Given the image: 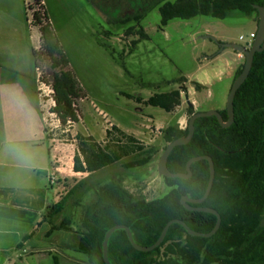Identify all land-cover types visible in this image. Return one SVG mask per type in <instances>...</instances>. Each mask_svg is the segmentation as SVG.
Instances as JSON below:
<instances>
[{"label": "rangeland", "instance_id": "obj_1", "mask_svg": "<svg viewBox=\"0 0 264 264\" xmlns=\"http://www.w3.org/2000/svg\"><path fill=\"white\" fill-rule=\"evenodd\" d=\"M42 1L53 42L59 47L63 71L76 81L81 96L77 101L81 120L63 126L53 112L56 101L52 82L60 68L55 67V60L43 46L39 28L31 24L33 11L28 6L36 8V0H0V68L18 72V78L12 73L11 79L24 88L30 101L32 113L28 109L25 115L30 134L41 137L45 127L48 138L58 146L57 164L66 169L77 151L78 133L94 136L105 145L108 130H112L110 143L120 137L113 129L117 126L144 146L159 150L147 166L124 169L117 163L89 177L69 199L64 212L54 219L58 226L65 221V229L46 235L51 225L44 224L16 262L54 264L56 256L59 264H89L87 255L79 252L77 246L87 206L95 199L94 188L122 180L136 199L146 200L162 198L171 191L158 170L167 146L163 130L174 124L188 128L196 112L226 109L235 75L246 59L231 48L220 52L221 44L246 46L251 33H257L258 19L235 10L225 19L199 15L189 20L173 19L163 26L157 5L141 21L146 33L141 38L138 31L127 35L136 22H110L108 12L98 8L94 0ZM96 1L113 6L110 11L122 4L120 0ZM130 9L124 5L119 13L124 15ZM34 50L39 54L37 59ZM198 84L202 85L197 88ZM185 88L194 108L185 97ZM174 89L182 95V103L174 111L169 113L146 104L151 96ZM87 176L61 180L66 187L62 197ZM49 188L53 194L54 190Z\"/></svg>", "mask_w": 264, "mask_h": 264}, {"label": "trees", "instance_id": "obj_2", "mask_svg": "<svg viewBox=\"0 0 264 264\" xmlns=\"http://www.w3.org/2000/svg\"><path fill=\"white\" fill-rule=\"evenodd\" d=\"M94 1L111 15L110 22H136L127 35L138 31L141 38L146 37L141 21L157 5H160L163 26L173 19L189 20L199 15L225 19L235 10L258 19L255 5H264V0H120L122 4L114 7L117 10L110 11L113 6ZM35 5L36 8L28 6L33 11L31 24L39 28L43 46L55 60V67L60 68L52 82L56 101L53 112L63 126L79 123L81 115L77 101L81 96L77 92L76 81L63 71L59 47L53 42L43 1L36 0ZM124 5L130 6L135 13L120 15L119 9ZM38 55L34 50L35 59ZM244 65L237 71L235 79ZM201 85L198 84L197 88ZM181 103L182 95L178 89L155 94L146 101L147 105L169 113ZM234 108L235 121L228 128L222 127L216 116L197 119L191 142L175 147L168 159V168L172 172L185 173L191 158L201 155L213 158L216 175L210 196L202 204L192 205L219 211L222 216L219 230L206 238L191 235L184 226L173 224L161 246L142 252L133 246L127 231L120 229L109 241L112 264H264V51L255 54L249 77L236 94ZM220 112L227 121V109ZM113 129L120 137L110 143L112 130H108L105 145L94 136L76 135L74 171L88 176L73 186L58 203L47 208L43 217V221L51 225L47 235L65 229V221L58 226L54 219L64 212L69 199L89 177L117 163H121L124 169H133L147 166L155 159L159 152L156 147L144 146L117 126ZM163 134L168 145L186 136L188 128L182 129L174 124L164 129ZM192 172L189 179L164 177L171 191L154 200L136 199L124 187L122 180H111L94 188L95 199L87 206L77 250L87 255L89 264H106L103 256L105 235L119 224L129 226L135 241L142 246L153 245L166 224L173 219L184 220L195 231L211 232L217 223L216 215L188 210L181 203L183 196L197 199L207 190L209 162H195ZM53 259L54 264H59L58 257Z\"/></svg>", "mask_w": 264, "mask_h": 264}, {"label": "crops", "instance_id": "obj_3", "mask_svg": "<svg viewBox=\"0 0 264 264\" xmlns=\"http://www.w3.org/2000/svg\"><path fill=\"white\" fill-rule=\"evenodd\" d=\"M12 73L18 78L17 71L0 68V264H16L35 232L49 223L43 217L62 198L61 180L85 175L74 171V155L67 169L57 164L58 146L45 127L41 137L30 134L25 115L31 104ZM53 173L59 181L49 186Z\"/></svg>", "mask_w": 264, "mask_h": 264}, {"label": "water", "instance_id": "obj_4", "mask_svg": "<svg viewBox=\"0 0 264 264\" xmlns=\"http://www.w3.org/2000/svg\"><path fill=\"white\" fill-rule=\"evenodd\" d=\"M255 8L259 12V14H258L259 24H258L257 36H256L253 44L251 45V47L247 48L246 46H244L242 44H238V43H222L221 48H220V52H222L226 48H231L234 51L239 52L242 55H244L245 59H246L243 71L234 80V83L232 85V88H231L229 96H228L227 107H226L227 114H228V120L225 121L221 112L217 111V110H208V111L196 112L189 120L188 134L184 137L178 138V139L174 140L173 142L169 143L167 145V147L165 148V150H164V152H163V154L159 160V164H158L159 175L161 177L189 179L193 175L192 165L195 162H198L201 160H207L209 162L210 180H209V184H208V187H207L205 194L201 198H197V199L190 198L189 196H183L181 199V203L188 210L202 211V212H207V213H211V214L216 215L217 216V223H216L215 228L209 233H202V232H198V231L191 229L190 226L184 220L173 219L166 224V226L163 229L159 239L153 245L142 246L135 241L132 230L129 226L122 225V224L115 225L111 229L108 230V232L105 235L104 242H103V256H104V260H105L106 264H112L110 257H109V241H110L112 235L117 230H120V229H124L127 231L129 240L131 241L133 246L137 250L142 251V252H150V251L155 250L159 246H161L162 243L164 242L167 234H168L170 227L173 224H180V225L184 226L185 229L191 235L199 236V237H206V238L213 236L219 230L221 223H222V216L219 213V211H217L216 209L211 208V207H201V206H193L192 205V204H202L210 196V193H211L212 188H213L214 180H215V175H216L215 163H214L213 158L209 155H201V156L191 158L187 163V167H186L187 172H185V173H183V172H172L168 168V159H169V156L175 147L181 146V145H187L191 142V140L193 139V137L195 135V130H196L195 123H196L197 119L203 118V117L216 116L219 120V123L224 128H228L234 123V121H235L234 102H235L236 94H237L238 90L240 89V87L245 83V81L249 77V74H250L252 67H253L255 54L257 52H263L264 51V5H255ZM206 37H210V36H206ZM185 93H186L185 97H186L190 107L194 108L195 107L194 104L189 101V91L186 88H185Z\"/></svg>", "mask_w": 264, "mask_h": 264}, {"label": "built area", "instance_id": "obj_5", "mask_svg": "<svg viewBox=\"0 0 264 264\" xmlns=\"http://www.w3.org/2000/svg\"><path fill=\"white\" fill-rule=\"evenodd\" d=\"M256 38V33H251L250 39L247 41L246 47L249 48L254 42V39ZM241 39H244V37H241ZM50 183L52 185H55L58 183L59 179L57 177L56 173H53L52 175L49 176Z\"/></svg>", "mask_w": 264, "mask_h": 264}, {"label": "flooded vegetation", "instance_id": "obj_6", "mask_svg": "<svg viewBox=\"0 0 264 264\" xmlns=\"http://www.w3.org/2000/svg\"><path fill=\"white\" fill-rule=\"evenodd\" d=\"M98 6V5H97ZM99 7V6H98ZM133 12V14L135 13V11H134V9H130V10H127L124 14H130V13H132ZM133 14H131V15H133ZM110 14L109 15H106V17H108L109 19H110ZM258 24H259V22H258ZM256 36H257V33H256ZM255 40V39H254Z\"/></svg>", "mask_w": 264, "mask_h": 264}]
</instances>
